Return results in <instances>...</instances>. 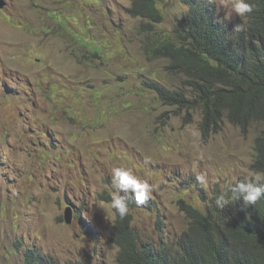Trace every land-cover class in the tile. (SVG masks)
I'll return each instance as SVG.
<instances>
[{
	"label": "rangeland",
	"instance_id": "rangeland-1",
	"mask_svg": "<svg viewBox=\"0 0 264 264\" xmlns=\"http://www.w3.org/2000/svg\"><path fill=\"white\" fill-rule=\"evenodd\" d=\"M3 1L0 264H24L27 248L58 264H117L114 167H131L156 185L147 207L129 208L139 240L156 246L188 225L178 200L197 204L198 189L207 195L254 175L260 124L243 133L224 121L203 142L189 134L200 133L201 106L178 111L145 85L189 94L182 74L145 53L147 42L178 38L181 0H156L164 19L153 35L127 12L129 0ZM213 6L234 30L246 24ZM72 210L82 214L73 218Z\"/></svg>",
	"mask_w": 264,
	"mask_h": 264
},
{
	"label": "trees",
	"instance_id": "trees-1",
	"mask_svg": "<svg viewBox=\"0 0 264 264\" xmlns=\"http://www.w3.org/2000/svg\"><path fill=\"white\" fill-rule=\"evenodd\" d=\"M129 1L127 12L145 20L142 29L153 35L155 24L164 19L157 1ZM181 1L185 8L178 38L147 42L145 53L150 59L166 60L168 73L182 74L189 94L154 82L145 85L163 104L178 111L201 106L203 142L222 129L225 119L243 133L260 124L250 169L264 173V0H248L253 11L244 18L246 24L240 31L219 19L209 0ZM230 186L225 191L215 188L209 197L203 188L198 189L197 204L178 200L188 225L175 240L158 246L139 240L130 213L123 219L115 214L117 264H264V198L248 206L240 198L218 209L216 197L223 193L230 199ZM126 202L129 208L147 207L131 197ZM81 214V210H72L73 218ZM158 234L162 235L161 230ZM24 256V264H58L34 248H27Z\"/></svg>",
	"mask_w": 264,
	"mask_h": 264
},
{
	"label": "clouds",
	"instance_id": "clouds-1",
	"mask_svg": "<svg viewBox=\"0 0 264 264\" xmlns=\"http://www.w3.org/2000/svg\"><path fill=\"white\" fill-rule=\"evenodd\" d=\"M217 2L224 7L230 8L232 13H235V15L241 18H245L247 14L253 11V6L248 0H209V3ZM240 30H242L241 26L237 25L236 31ZM225 121L227 120L225 119ZM189 134L196 138L200 136L199 131L196 129H191ZM253 174L251 178L246 177L245 179H238L229 184L227 188L231 185L230 191L233 194L232 197L229 199L223 193L217 196L215 199L216 207L218 209H224L233 201L240 198H242L245 206L255 205L257 201L264 198V173L253 172ZM111 175L113 178V186L116 190L112 193L110 207L115 210V214L121 219L129 213V206L126 202L129 194L131 198L136 201L137 205H143L151 199L156 185L150 183L148 179H143L138 176L131 167H114L111 169ZM195 179L202 186L206 187L208 184V180L204 174L196 175ZM215 188H213V190ZM212 191L207 194L208 197L211 195ZM121 193H123V195H121Z\"/></svg>",
	"mask_w": 264,
	"mask_h": 264
},
{
	"label": "water",
	"instance_id": "water-1",
	"mask_svg": "<svg viewBox=\"0 0 264 264\" xmlns=\"http://www.w3.org/2000/svg\"><path fill=\"white\" fill-rule=\"evenodd\" d=\"M4 6H5V2H4L3 0H0V10H1ZM69 211H70V209H69ZM69 220H70L69 217H66L65 222L69 224V223H70Z\"/></svg>",
	"mask_w": 264,
	"mask_h": 264
}]
</instances>
